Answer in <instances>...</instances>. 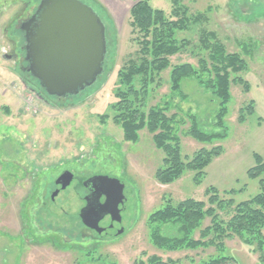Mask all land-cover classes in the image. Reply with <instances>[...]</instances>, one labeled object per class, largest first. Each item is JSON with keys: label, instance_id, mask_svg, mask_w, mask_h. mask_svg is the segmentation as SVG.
<instances>
[{"label": "rangeland", "instance_id": "1", "mask_svg": "<svg viewBox=\"0 0 264 264\" xmlns=\"http://www.w3.org/2000/svg\"><path fill=\"white\" fill-rule=\"evenodd\" d=\"M29 1L37 2L0 0V264H139L154 254L164 260L181 259V264H191V259L197 261L213 254L215 248L178 252L155 248L150 241L148 218L168 199L174 203L188 197L206 200L205 190L210 186L221 194L235 190V194L224 197H233L236 202L259 193V178L251 177L248 170L256 165L254 154L264 159V0H257L260 4L256 6L249 0H182L192 13L206 14L204 27L215 31L230 52H242L240 42L245 41H253L255 51L248 57L250 70L243 74L251 85L250 91L246 93L240 84L231 88L225 119L227 136L215 141V145H222V154L206 166L201 183L195 181L197 171L187 170L167 185L155 178L164 152L154 146L152 135L143 130L139 141H125L122 128L112 118L118 71L138 49L130 25V10L137 0H81L106 25L109 50L105 71L93 86L56 107L24 86L19 78L21 70L5 54V30L10 28L9 33L16 17L24 16L25 3ZM149 1L169 15L174 8L172 0ZM198 27L193 26L180 36L197 42ZM171 60L173 64H198L189 52L179 53ZM168 79L167 71L150 105L169 94ZM182 89L184 94L175 93L168 100L180 105L177 120L186 121L181 126L175 124L186 159L199 148L212 146L187 134V114H195L202 128L213 130L220 105L195 78H185ZM250 100L255 102V113L245 112V120L240 122V109ZM61 168L79 175L104 172L116 177L115 192L119 195L122 190L121 202L127 197L122 212L125 233L105 241L92 238L88 231L83 236L85 224L79 218L84 205L81 194L68 187L51 202L50 193L43 187L50 175ZM46 196L48 203L44 204ZM208 224L210 218L203 221V226ZM226 244L239 264H264L239 238L227 240Z\"/></svg>", "mask_w": 264, "mask_h": 264}, {"label": "trees", "instance_id": "2", "mask_svg": "<svg viewBox=\"0 0 264 264\" xmlns=\"http://www.w3.org/2000/svg\"><path fill=\"white\" fill-rule=\"evenodd\" d=\"M172 2L174 8L170 15L163 9L153 7L149 0H137L132 5L130 25L138 49L118 71L116 100L111 105L112 118L122 128L125 141H139L143 130L152 135L154 146L164 152L162 165L155 172L159 183L171 184L187 170L197 171L195 181L201 183L206 166L224 150L221 144L215 145V141L227 136L225 119L228 115L227 105L232 99V85L240 84L246 93L251 89L243 74L250 70L248 57L255 49L253 41H245L240 42L242 52H230L215 31L204 27L207 20L205 13H192L182 0ZM193 26H199L197 42L180 36L182 32L186 35ZM183 52L196 57L198 64H173L171 58ZM167 71L170 92L162 97L161 102L150 105L157 89L164 83L163 74ZM189 77L195 78L200 86L210 91L219 100L220 107L213 130L202 128L195 114H187V134L212 146L199 148L185 159L181 150V136L175 124L181 126L186 121L177 120L181 113L180 105L168 99L175 93L184 94L182 81ZM245 112L255 113L253 100L240 109V122L245 120ZM107 115L104 114V117ZM254 155L256 165L248 170V174L259 178L258 194L236 202L233 197H224L235 194V190L221 194L218 188L210 186L205 190L206 200L188 197L174 203L168 199L162 208L152 212L148 218L152 245L164 252L215 248V252L207 258L191 259V264H239L226 244L227 240L239 238L264 263V159L260 154ZM222 213L228 218H223ZM206 218H210V224L203 226ZM173 231L176 233L172 234ZM181 262V259L164 260L154 254L146 261H139V264ZM105 264L118 263L107 261Z\"/></svg>", "mask_w": 264, "mask_h": 264}, {"label": "water", "instance_id": "3", "mask_svg": "<svg viewBox=\"0 0 264 264\" xmlns=\"http://www.w3.org/2000/svg\"><path fill=\"white\" fill-rule=\"evenodd\" d=\"M36 15L35 32L25 36L32 76L53 96H75L93 86L105 71L108 54L107 28L101 17L81 0H41ZM72 179L67 171L57 184L66 187ZM89 182L93 188L80 211L83 223L102 238L123 234L126 206L112 194L110 178L93 176ZM58 192L59 187L53 197Z\"/></svg>", "mask_w": 264, "mask_h": 264}, {"label": "flooded vegetation", "instance_id": "4", "mask_svg": "<svg viewBox=\"0 0 264 264\" xmlns=\"http://www.w3.org/2000/svg\"><path fill=\"white\" fill-rule=\"evenodd\" d=\"M41 0H37L34 3H31V1L25 3L26 11L24 16H17L16 20L14 21L13 24L11 25L12 30L8 33L10 28H6V33L4 39L6 40V43L8 44L7 47L5 48L6 50V56L8 57L13 66L16 68H19L21 70V76L20 81L24 84L26 88H29L30 90H33L35 94L40 97L44 102L48 103L47 100H50V105L53 107L59 106L58 104H63L64 101L66 100H71L74 96L69 95V96H53L49 95L46 90L41 86L40 82L38 79L32 76L31 72L29 71V62L26 58V33H33L36 30L35 25L38 23V18H37V8L40 4ZM250 4H253V6L259 5L260 3H257V0H249ZM34 18V19H33ZM34 79V80H32ZM71 172L73 174V179L70 183V185L63 187L61 184L58 186L57 181L60 178L62 174L65 172ZM93 176H101L102 179H105L106 177H109L111 180V186L110 189L112 191V194H116L115 192V187H114V179L116 178L114 175L110 173H104V172H92L89 174H83L79 175L75 173L73 170H70L69 168H61L57 174H51L50 178L45 181L43 187L45 190H47L48 195L50 193V198L51 202L55 200V197H53V193L58 190L59 187V192L68 188V187H73L75 192H77L78 195H80V198L84 201L83 207L86 205V196H88L91 193V190L93 188V185L89 182V179L92 178ZM49 190V191H48ZM119 195L118 198L120 199L121 193H118ZM47 195V196H48ZM47 196L45 197V201H43L44 204L48 203ZM124 203L127 201V197L124 198ZM121 202V201H120ZM81 207V209L83 208ZM79 210V218H80V211ZM82 221V219L80 218ZM123 222V220H122ZM84 225V224H83ZM83 229V236L86 235L85 231H88V234L92 238L96 240H101L105 241L110 239V236L106 237H100L98 232L90 227H87L84 225ZM125 233V232H124Z\"/></svg>", "mask_w": 264, "mask_h": 264}]
</instances>
